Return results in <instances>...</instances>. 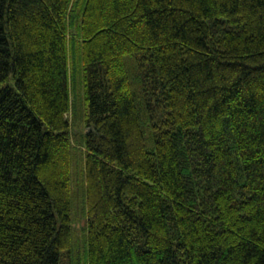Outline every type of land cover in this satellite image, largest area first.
Segmentation results:
<instances>
[{
  "label": "trees",
  "instance_id": "1",
  "mask_svg": "<svg viewBox=\"0 0 264 264\" xmlns=\"http://www.w3.org/2000/svg\"><path fill=\"white\" fill-rule=\"evenodd\" d=\"M0 264H264V0H0Z\"/></svg>",
  "mask_w": 264,
  "mask_h": 264
},
{
  "label": "rangeland",
  "instance_id": "2",
  "mask_svg": "<svg viewBox=\"0 0 264 264\" xmlns=\"http://www.w3.org/2000/svg\"><path fill=\"white\" fill-rule=\"evenodd\" d=\"M69 118H70V119L72 118V114L69 115ZM84 128H85L86 130H88V127H87V126H86V127L84 126ZM75 131H76V129H74V132H75ZM74 136H75V133H74ZM74 136H73V137H74ZM73 141H74V143H76L75 137H74ZM77 199H78V198H77ZM85 222H86V221H85ZM85 222H84V223H85Z\"/></svg>",
  "mask_w": 264,
  "mask_h": 264
}]
</instances>
